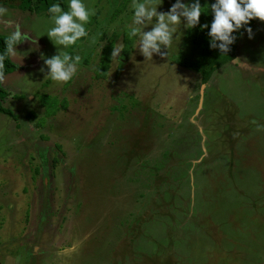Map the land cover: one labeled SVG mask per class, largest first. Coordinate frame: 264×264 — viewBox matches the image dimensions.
Listing matches in <instances>:
<instances>
[{
	"label": "rangeland",
	"instance_id": "374dc122",
	"mask_svg": "<svg viewBox=\"0 0 264 264\" xmlns=\"http://www.w3.org/2000/svg\"><path fill=\"white\" fill-rule=\"evenodd\" d=\"M84 2L89 35L67 49L81 65L57 85L40 71L56 54L48 11L0 0V33L19 24L38 41L15 46L21 69L1 81L17 118L0 113V264H264V21L206 83L186 66L198 50L183 27L168 56L132 45L98 78L131 0Z\"/></svg>",
	"mask_w": 264,
	"mask_h": 264
},
{
	"label": "clouds",
	"instance_id": "9594fccd",
	"mask_svg": "<svg viewBox=\"0 0 264 264\" xmlns=\"http://www.w3.org/2000/svg\"><path fill=\"white\" fill-rule=\"evenodd\" d=\"M162 3L163 0H131L128 6L131 15L124 28L128 38L133 41V49L138 48L144 60L153 61L154 54L168 56L170 49L177 48L181 39V27L193 29L200 23L202 13L207 14L210 11L212 15L210 24L200 25L201 28H208L209 46L218 49L222 54L230 51V46L236 40L234 33L244 28L251 39L252 29L245 26L253 19L264 21V0H214L210 5L204 6L200 0H175L167 11H158ZM67 9L63 10L60 3H52L48 7V19L52 26L44 35L56 46V54L45 57L41 53L43 67L40 71L43 73L47 69L44 78L57 85L67 84L77 75L82 57L79 54H70L67 49L88 37L86 25L95 15V8L87 5L84 0H67ZM8 16V9L0 7V18ZM10 23V20L4 19L6 26ZM21 30V26L16 24L7 33L5 49L0 53V81L4 78V61L18 54L15 46L24 41L31 45L38 43L36 37L22 34ZM96 43L95 37L90 38V46ZM124 50L123 44L112 47L111 62L121 63L120 54ZM79 243L73 242L70 247L63 249V254L77 251Z\"/></svg>",
	"mask_w": 264,
	"mask_h": 264
},
{
	"label": "trees",
	"instance_id": "16d2710c",
	"mask_svg": "<svg viewBox=\"0 0 264 264\" xmlns=\"http://www.w3.org/2000/svg\"><path fill=\"white\" fill-rule=\"evenodd\" d=\"M5 1L12 3L18 2L17 5L20 9L24 11L28 10L30 12H37L38 10L47 11L48 7L52 3H60L63 10L66 11V5L64 0H5ZM211 20H212V15L210 11L207 14L202 13L200 16V23L193 29L186 31V38L189 41L188 43L197 47L198 50L197 58L193 61H189L186 64V66L192 68L194 71L198 72L201 75L202 83L208 82L212 74L216 70H218L221 66H223L224 64L230 61L235 60L238 40L245 31L244 28H241L238 32L234 33V35L236 36V40L234 44L230 46V51L228 53L222 54L219 52L218 49L210 48L209 46L210 38L208 36V28L200 27V25L210 24ZM256 21L259 20L253 19L252 21H250L249 25H246L245 27H250L252 29V26ZM125 34L126 32L123 33V45L125 50L121 53L122 58H126L128 56V54L131 51V47L133 45V41L128 38L127 34L126 35ZM6 37L7 35L0 33V53H2L5 49ZM112 47L113 45H109L108 47L109 49L105 51L106 53L101 55L100 63H99L100 65L98 68L99 72L96 75L98 78H105L106 76L111 61L110 53ZM120 65L121 64H119V66ZM18 69H21V66L13 62L11 58L6 59L4 61V69H3L4 76ZM8 94H9L8 91L5 88H3L0 81V113L5 114L13 119H16L17 115L13 113L9 108L3 105L5 101V97H7ZM51 98L52 97L46 94L40 96V103L43 107L46 108L47 104H51L49 110L48 111L46 110L45 112V116L47 117L52 116L53 114L56 113L55 109L51 110L53 109L52 107H54V105L57 106L56 102L54 101L55 99L52 100L54 101L53 103L49 102ZM62 107L64 108L66 107V102L64 100L62 102ZM34 117H35L34 112H30L29 118L33 120ZM43 122H44L43 120L41 122L38 121L37 125L41 127L43 125Z\"/></svg>",
	"mask_w": 264,
	"mask_h": 264
},
{
	"label": "crops",
	"instance_id": "0c3cea01",
	"mask_svg": "<svg viewBox=\"0 0 264 264\" xmlns=\"http://www.w3.org/2000/svg\"><path fill=\"white\" fill-rule=\"evenodd\" d=\"M3 23V20L0 18V24ZM4 27H7L5 24H2ZM5 31V30H4ZM7 31L9 32V29H7ZM3 34V33H2Z\"/></svg>",
	"mask_w": 264,
	"mask_h": 264
}]
</instances>
